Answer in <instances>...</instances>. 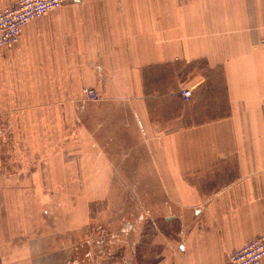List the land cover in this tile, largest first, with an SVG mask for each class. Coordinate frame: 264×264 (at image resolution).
<instances>
[{
	"label": "crops",
	"instance_id": "obj_1",
	"mask_svg": "<svg viewBox=\"0 0 264 264\" xmlns=\"http://www.w3.org/2000/svg\"><path fill=\"white\" fill-rule=\"evenodd\" d=\"M84 87L101 95L82 112L103 151L85 137L90 172L129 156L119 167L134 163L135 188L163 196L152 220L167 229L135 264H228L264 233V0L69 1L0 48V106L11 94L41 109V139L66 128ZM19 182L31 178L0 172V264H31L44 238L41 211L19 210Z\"/></svg>",
	"mask_w": 264,
	"mask_h": 264
},
{
	"label": "rangeland",
	"instance_id": "obj_2",
	"mask_svg": "<svg viewBox=\"0 0 264 264\" xmlns=\"http://www.w3.org/2000/svg\"><path fill=\"white\" fill-rule=\"evenodd\" d=\"M8 97L7 104L0 106V172L17 181L31 178L30 183L16 186L19 210L41 211L42 216L41 230L35 235L44 238L41 246L35 245L31 264L153 261L152 241L158 238L152 234L158 226L167 229L162 220L157 225L152 220L160 216L158 202L163 196L153 195L159 190L135 188L134 163L129 172L119 167V161L129 156H121L117 167L101 163L95 167L99 172H90L87 164L95 159L88 155L85 137L92 148L103 151L86 135L82 112L95 100L83 99L82 93L74 97L78 106L70 110L66 128L58 137L53 133V139L45 140L40 138L45 136L40 131L41 109L12 106L13 96ZM75 161L78 173L71 170ZM105 168L123 172L103 173Z\"/></svg>",
	"mask_w": 264,
	"mask_h": 264
},
{
	"label": "built area",
	"instance_id": "obj_3",
	"mask_svg": "<svg viewBox=\"0 0 264 264\" xmlns=\"http://www.w3.org/2000/svg\"><path fill=\"white\" fill-rule=\"evenodd\" d=\"M69 1L80 0H19L0 7V48L16 44L24 27L33 19L61 7ZM82 94L85 100H97L99 92L92 87H84ZM183 98L190 97L185 88L180 90ZM264 259V233L248 241L230 253L228 264H262Z\"/></svg>",
	"mask_w": 264,
	"mask_h": 264
}]
</instances>
